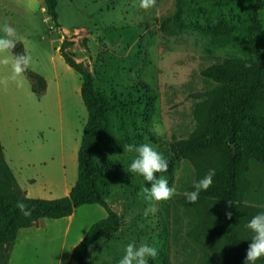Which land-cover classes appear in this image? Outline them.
<instances>
[{"label":"rangeland","instance_id":"obj_1","mask_svg":"<svg viewBox=\"0 0 264 264\" xmlns=\"http://www.w3.org/2000/svg\"><path fill=\"white\" fill-rule=\"evenodd\" d=\"M255 0H210L193 17L187 7L174 17L176 0H57V26L42 0H0V25L14 28L16 47L4 53L31 57L17 81L10 79L11 63H0V145L22 195L53 200L65 197L77 179V153L88 113L81 96V78L58 52L63 39L69 52L93 75L94 88L112 106L109 134L98 147L100 188L120 218L119 230L100 239L88 252L93 264H117L128 243H147L158 255L149 264H228L227 237L206 233L216 223L212 202L186 207L182 200L200 180L199 170L212 169L213 158L176 160L170 145L185 141L207 118L206 103L216 84L202 72L226 59L243 58L238 48L213 42L205 30L233 15L241 19ZM263 32L258 36L264 54ZM0 35H3L0 32ZM44 79L31 90L28 75ZM151 90L154 110L146 130L134 127L137 90ZM149 143L169 161L162 175L176 192L166 201H146L151 182L129 171L135 151L126 144ZM1 153V152H0ZM207 161V162H206ZM207 163V165H206ZM239 208L249 219L264 211V165L249 163ZM106 216L98 205H84L60 220H39L18 230L8 260L0 264H68L73 246ZM248 219V220H249ZM248 222V221H247ZM243 224V222H242ZM246 224V223H245ZM249 237L237 235L234 264H243ZM264 264V258L256 261Z\"/></svg>","mask_w":264,"mask_h":264},{"label":"trees","instance_id":"obj_2","mask_svg":"<svg viewBox=\"0 0 264 264\" xmlns=\"http://www.w3.org/2000/svg\"><path fill=\"white\" fill-rule=\"evenodd\" d=\"M42 1L45 13L57 26V0ZM209 1L176 0L174 17L179 20L184 7L193 17L198 10L205 13L207 8H202L201 4ZM263 5L264 0H255L242 19L233 15L231 19L219 20L205 30L213 42L234 46L244 57L226 59L202 72L205 78L216 84L206 103V121L201 122L202 129L191 138L171 144L169 150L176 160H199L201 169L205 167L203 159L210 157L215 160L212 185L201 191L195 203L186 198L182 203L186 207H194L202 202H212L216 223L206 229V233H221L227 237L228 264L235 263L232 250L238 233L251 237L245 227L250 216L238 204L249 163L264 165V54L258 40L263 32L260 14ZM70 46L71 43L63 39L58 52L66 65L81 78L80 96L88 113L77 153V179L65 197L53 200L27 198L22 195L10 172L0 145V263L8 260L18 230L30 228L42 219L67 218L80 206L98 205L106 216L94 223L73 247L68 264H93L88 259L89 250L100 239L116 233L120 228L119 216L109 207L101 191V171L96 160L99 144L109 134L113 114L111 102L105 93L94 88L92 73L82 62L74 59L68 51ZM28 78L32 92L39 95L45 85L44 79L34 73ZM36 84H41L42 89L37 91ZM136 92L138 109L133 123L134 127L137 122L141 125L136 127L135 132L144 131L153 140L146 126L154 110V93L142 86ZM208 171L199 170V177L202 178ZM19 204L30 209L31 214L23 215ZM226 211L232 212L231 219L226 218ZM158 263L167 264L165 257H160Z\"/></svg>","mask_w":264,"mask_h":264},{"label":"clouds","instance_id":"obj_3","mask_svg":"<svg viewBox=\"0 0 264 264\" xmlns=\"http://www.w3.org/2000/svg\"><path fill=\"white\" fill-rule=\"evenodd\" d=\"M247 3L248 0H245ZM141 6L147 7L145 0H141ZM14 28L11 25H0V63H11L10 79L20 83L17 78L24 73L31 63V57L23 54H13L11 61L4 53L10 52L16 47L13 36ZM123 151H135L136 156L129 164V171L143 177L144 181L151 182L150 186L144 188V199L146 201H166L174 196L176 189L170 187L168 180L162 175L169 168V161L154 146L149 143L139 145L126 144ZM215 169H209L200 180H198L191 191L186 193V199L190 203H195L201 191H206L213 183ZM229 206L232 203L228 201ZM23 215L28 216L31 210L25 205L19 204ZM232 212L226 211V218L231 219ZM245 227L250 231L251 237L243 264H256V261L264 258V211H260L248 220ZM74 247V246H73ZM158 255L157 249L147 243H128L124 247L123 256L117 261V264H149V258H155Z\"/></svg>","mask_w":264,"mask_h":264},{"label":"water","instance_id":"obj_4","mask_svg":"<svg viewBox=\"0 0 264 264\" xmlns=\"http://www.w3.org/2000/svg\"><path fill=\"white\" fill-rule=\"evenodd\" d=\"M234 154V153H233Z\"/></svg>","mask_w":264,"mask_h":264}]
</instances>
